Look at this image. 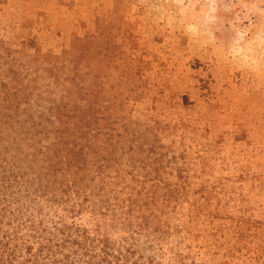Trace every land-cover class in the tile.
I'll list each match as a JSON object with an SVG mask.
<instances>
[{
    "label": "rangeland",
    "instance_id": "obj_1",
    "mask_svg": "<svg viewBox=\"0 0 264 264\" xmlns=\"http://www.w3.org/2000/svg\"><path fill=\"white\" fill-rule=\"evenodd\" d=\"M101 115L178 190L159 242L65 129ZM0 264H264V0H0Z\"/></svg>",
    "mask_w": 264,
    "mask_h": 264
},
{
    "label": "trees",
    "instance_id": "obj_2",
    "mask_svg": "<svg viewBox=\"0 0 264 264\" xmlns=\"http://www.w3.org/2000/svg\"><path fill=\"white\" fill-rule=\"evenodd\" d=\"M84 97H90L89 92H86ZM84 97L79 99L84 101ZM91 118L88 116L86 119L71 123L68 118L64 123L67 130L77 128L81 137L76 134L71 136L80 140H84V135L89 131L88 127L94 131L93 137L97 139L99 147L97 149L102 154L100 160L103 163L97 174L104 185L100 190L109 194L105 199L106 213H111L116 223L127 228L128 239L124 241L134 240L142 235L149 238L150 235H154L152 239L159 242L169 235V232L165 233V229L169 227L165 221L167 213L159 209L171 208L172 201L166 195L172 196L178 190L168 187L163 179L152 177L151 172H146V166L152 167V163L140 159L139 155L143 152L148 153V158L156 161L157 158L154 157L156 147L149 145L147 150L144 149L139 143L137 131H133L130 124L116 123L106 115H101L96 120ZM128 137L131 138V143ZM73 144L77 146L75 141ZM83 148L84 145H81L79 153H84ZM104 177H108L109 180L103 181ZM125 190L127 193H124ZM122 209H127L126 213H123ZM142 209H148L149 214L141 213ZM154 260L152 258L151 263Z\"/></svg>",
    "mask_w": 264,
    "mask_h": 264
}]
</instances>
